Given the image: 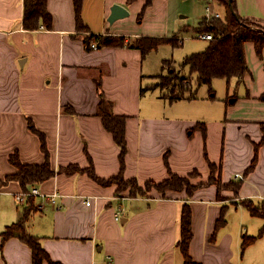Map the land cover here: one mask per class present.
<instances>
[{"label": "crops", "instance_id": "crops-1", "mask_svg": "<svg viewBox=\"0 0 264 264\" xmlns=\"http://www.w3.org/2000/svg\"><path fill=\"white\" fill-rule=\"evenodd\" d=\"M145 2L82 0L81 15L87 28L80 30L74 0H47L52 26L42 23L35 29L24 26V0H0V179L18 170L10 160L13 152L24 163L45 161L42 140L31 129V120L45 136V149L56 172L35 187L43 193L55 188L62 193L59 207L42 195L20 203L16 195L24 189L18 180L0 186V264H33L27 243L17 236L3 239L7 226L30 206L26 228L55 261L184 264L177 241L186 200L192 209V258L202 264H244L243 236L258 234L264 223L240 202L264 200V49L260 56L253 41L245 43L249 70L242 79L224 78L223 106L212 104L216 93L198 94L202 85L210 89L196 83L195 73L193 97L171 101L158 87L149 88L164 73L163 62L171 60L189 75V65L182 66V62L187 55L204 50L209 40L184 50L183 59L177 62L166 55L168 50L158 54L162 45L177 47L170 43L143 56L140 49L127 45L88 48L87 38L111 34L133 41L141 36H179L184 37L182 46L192 38L187 35L192 31L183 28L198 27L207 7L224 16L227 10L216 0H152L144 10ZM115 3L126 7L129 14L110 22ZM236 6L241 17L264 25V0H236ZM216 79L220 78L213 80V89L219 87ZM98 82L112 101L114 113L127 116L126 178L136 177L144 184L167 178L169 170L185 176L197 168L199 181H205L214 163L223 183L242 180L238 193L209 184L197 187L191 196L185 189L121 196L116 194V184L104 186L94 180L88 168L100 177L121 170V148L98 113ZM198 100L205 104L197 106ZM256 151V164L248 170ZM70 165L84 170L69 171ZM121 209L122 217L117 220ZM223 209L226 223L217 230ZM246 217L256 226L252 234L245 228ZM253 245L249 247H257ZM262 254L257 264H264Z\"/></svg>", "mask_w": 264, "mask_h": 264}, {"label": "trees", "instance_id": "trees-1", "mask_svg": "<svg viewBox=\"0 0 264 264\" xmlns=\"http://www.w3.org/2000/svg\"><path fill=\"white\" fill-rule=\"evenodd\" d=\"M131 1V0H130ZM225 6L227 12L225 18H203L198 27L185 26L183 30L186 31H210L213 33V38L209 40V44L204 50L193 52L187 55L182 62V66L189 65L190 74L187 77H182V80L189 78L193 80V74H196V83L198 85L207 84L210 89L211 95L214 94L213 80L215 78H226L228 81L237 77L242 79L249 67L245 56V43L253 41L256 46L257 53L261 56L264 49V25L241 17L237 12L236 0H219ZM152 0H146L144 10L151 4ZM76 8L77 26L80 30H86L87 26L84 24L81 7L82 0H74ZM144 10L140 13L138 19L142 20ZM23 22L25 28L35 29L42 23L46 27L52 26V15L47 9V0H24V16ZM184 37H160V36H141L133 41H127L125 36L118 35H90L87 38V47H91V41L95 40L96 47L103 46H124L135 47L141 50L143 56H146L153 49L158 48L163 43H170L173 46L182 44ZM171 63V60L163 62L164 69ZM162 78V74L159 76ZM193 84V81H192ZM170 85L166 81H159L156 84L149 86V88L161 86L166 87ZM180 92L172 93L170 96L164 94L166 98L171 101L193 97V90L188 91L184 89V84L179 85ZM100 89L101 100L99 102L98 113L102 117L105 127L113 134L115 141L119 144L121 170L117 174L110 177H100L96 174L93 168H88L87 173L97 182L104 186L117 184L120 191L129 190V196L145 195L153 188L164 193L168 190H187L191 196L193 191L203 185L216 184L219 189L232 188L238 193L242 180L231 181L223 183L221 176H215L216 167L214 163H210L212 169L211 175L206 184L192 185L187 176L179 175L169 170V176L161 181L148 180L144 184H140L136 177L126 178L124 176L125 156L128 150L126 138V119L127 116L123 114H116L113 111V103L109 100L101 90V82H98ZM145 91V89H142ZM264 100V95L261 96ZM30 126L33 131L39 134L44 151L46 154L43 163H24L20 160L19 153L13 152L10 155V160L16 165L18 170L15 174L22 188L26 191L29 189V184L44 181L54 175V169L51 166L49 152L45 149V136L38 131L30 120ZM199 125V124H197ZM258 151V150H257ZM249 169H252L257 161L258 152ZM207 157V155H206ZM67 170L69 171H83L77 165H70ZM118 193V192H117ZM241 203L249 210L253 216H259L264 220V200L255 202L250 198L241 200ZM33 209V208H32ZM31 206L26 209L18 221L7 226L3 232V239L10 236H17L22 241L27 243L33 252V264H43L46 260L48 264H64L60 261H55L51 258L50 254L43 248L39 238L30 234L26 228V223L31 214ZM226 223L225 209L222 211L221 217L217 221L216 229L218 230ZM192 229V209L188 200L184 201L180 212V236L177 241V246L180 248L184 257V264H202L195 261L190 254V244L193 238ZM264 235V223L259 229L258 234L249 235L244 234L242 248L245 250L248 246L256 242V240ZM214 237V236H213Z\"/></svg>", "mask_w": 264, "mask_h": 264}, {"label": "rangeland", "instance_id": "rangeland-1", "mask_svg": "<svg viewBox=\"0 0 264 264\" xmlns=\"http://www.w3.org/2000/svg\"><path fill=\"white\" fill-rule=\"evenodd\" d=\"M216 1H217V3L221 4L219 0H216ZM220 17L221 18H225V16L223 14H221ZM204 18H206V15H205ZM195 33H196L195 31H192L190 34H187V35H190V36H188L189 38H191V37L192 38L188 39V40H184L185 45H182V46H179V47L177 46L175 48L171 47L170 45L169 46L162 45L159 48V50H158V54H162V52H164L163 50H168L166 55H169V57L174 58L177 62H180L183 59L184 55H185L183 53H186V52H183L184 50L189 49L190 47L198 48L197 45H199L200 43L205 45V43L207 42V40H201L199 38H196L195 37V35H196ZM184 72H187V74H189V70H187V69H185ZM183 76L187 77V75H184L182 73V71L177 66L172 65V62H171L164 69V73L162 74V78L161 79L158 78V80H157V82L166 81L170 85H168L166 87L157 86L158 88L157 87H153V88H157L156 90L158 92H160L162 90L163 94L166 93V95L170 96L172 93H179L180 92V88H181L179 85L180 84H184V89L188 91L186 94H190L189 91L193 90V84H192L193 80H192V78L190 76H188L189 78H186V79L182 80ZM217 82H219V87L215 85L214 94L216 93V97H215V99H212L211 102L215 106H223V104L225 102V97H226V93L225 92H226V89H227V87L225 85L226 81H225L224 78H220V79H216L215 84ZM146 91L149 92V91H151V89H145V92ZM151 93L152 92H150L149 94H151ZM198 94L199 95H207L208 96L211 93L208 91V88L205 85H202V86H200L198 88ZM195 102H197V103H195V104H197V106H203V104H205V101H203V100H201V101L198 100V101H195ZM206 104H210V103H206ZM16 173L17 172H13V173H9V174L3 176V178L0 179V186L6 184V182H8L10 180H13V179L17 180V179L14 178ZM67 173H71V172H67ZM54 174H56V172H54ZM185 176H187V178L189 179L190 183L192 185H195V186L200 185V184H202V185L206 184L208 179H209L208 178L205 181L204 180L203 181H199V179L201 178V172L197 168H195L191 172H188L187 174H185ZM215 176L217 177L218 175L215 174ZM35 186H36V183L29 184L28 188H32V187H35ZM116 186H117V192H118L116 194L121 195V196L122 195H129V190L120 191L118 189V185L117 184H116ZM220 197H221V199L224 198L223 196H220ZM240 202H241V200H240ZM246 216H247V214H246ZM256 218L259 219V217H256ZM252 220L253 219L252 218L249 219V217H246V219L244 218L245 228H246V230H247V228L249 229L248 233H250V234L254 233V232H252L253 229H256V226L254 227L255 224H254V222ZM257 227L259 229V226H257ZM246 230H245V233H246ZM256 232H257V230H256ZM254 244L255 245H253V246H257V247H249L248 246L244 250L245 252H244L243 258H242L244 264H253V263L257 264L258 261H261V259L263 258L262 257L263 256L262 251H264V235L259 237L256 240V243L254 242ZM250 248H253V249H250Z\"/></svg>", "mask_w": 264, "mask_h": 264}, {"label": "built area", "instance_id": "built-area-1", "mask_svg": "<svg viewBox=\"0 0 264 264\" xmlns=\"http://www.w3.org/2000/svg\"><path fill=\"white\" fill-rule=\"evenodd\" d=\"M219 18L220 17V13L218 12H213L212 9L210 7H207V11H206V18L210 19V18ZM195 37L199 38V39H204V40H211L213 38V33L210 31H198L195 33ZM91 47H96V42L91 41ZM240 174H236V177H239ZM34 195H42L47 197V199L55 204H57V206L59 207V200L60 198H62V193L60 192V190L58 188H55L51 193H43L39 188L37 187H32L27 189L26 191L23 190L21 193L16 195V199L18 202L22 203L25 201V199L34 196ZM87 204L91 203V199H87L86 200ZM122 209L120 210V212L116 213V219L120 220L122 217Z\"/></svg>", "mask_w": 264, "mask_h": 264}, {"label": "water", "instance_id": "water-1", "mask_svg": "<svg viewBox=\"0 0 264 264\" xmlns=\"http://www.w3.org/2000/svg\"><path fill=\"white\" fill-rule=\"evenodd\" d=\"M129 14V11L126 7H124L121 4L115 3L112 5L111 7V12L110 15L108 17V20L110 22H114L115 20L119 19V18H123L125 16H127ZM126 220V218L122 219V222H124Z\"/></svg>", "mask_w": 264, "mask_h": 264}]
</instances>
